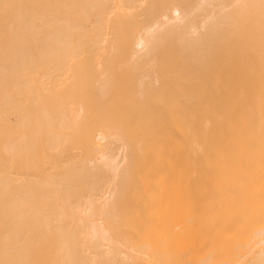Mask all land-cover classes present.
I'll return each instance as SVG.
<instances>
[{"label": "bare ground", "instance_id": "bare-ground-1", "mask_svg": "<svg viewBox=\"0 0 264 264\" xmlns=\"http://www.w3.org/2000/svg\"><path fill=\"white\" fill-rule=\"evenodd\" d=\"M0 264H264V0H0Z\"/></svg>", "mask_w": 264, "mask_h": 264}]
</instances>
